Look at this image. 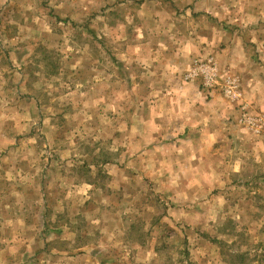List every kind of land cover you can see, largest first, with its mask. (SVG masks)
I'll list each match as a JSON object with an SVG mask.
<instances>
[{
    "label": "rangeland",
    "instance_id": "obj_1",
    "mask_svg": "<svg viewBox=\"0 0 264 264\" xmlns=\"http://www.w3.org/2000/svg\"><path fill=\"white\" fill-rule=\"evenodd\" d=\"M138 1L0 0V264H264V20L246 44L264 0H202L208 43L175 81L220 97L240 142L221 188L183 190V207L136 183L134 158L117 171L132 135L168 118L149 92L173 84L170 47L200 31Z\"/></svg>",
    "mask_w": 264,
    "mask_h": 264
},
{
    "label": "crops",
    "instance_id": "obj_2",
    "mask_svg": "<svg viewBox=\"0 0 264 264\" xmlns=\"http://www.w3.org/2000/svg\"><path fill=\"white\" fill-rule=\"evenodd\" d=\"M141 1L144 6L148 3L147 0H139L138 2L140 3ZM164 1L167 4L171 2L170 30L175 29L176 23L188 21L187 17L182 18L180 16L176 18L174 12L178 11L181 14H193L195 16L197 14V26L200 31L195 39L192 40L190 38V40L186 41V46L184 45L185 38H183L182 47L178 49L170 47V55L172 56H170V62H166L170 67L167 65L166 68H163L161 71L167 72H162L161 75L167 79L170 78V83L173 84H170L169 87L165 86L166 88L164 87V89L157 87L154 88L153 92H149L150 94L158 93L159 95V99L156 102H152V112L162 113L165 110L168 118L161 124V129L160 125L156 124L151 133L132 135L130 140L133 143L131 147L133 153L130 155L128 148L120 151L121 158L124 161L120 162L117 171H119L120 177L124 178V175L132 177V173L126 171L131 167L123 168V163L127 159L134 158L135 164H140L139 168L136 166L131 171L137 175L135 182L137 183L138 177L141 175L146 182L152 185L155 194L160 193L164 196L170 193V198L168 199L176 198V204L183 207L185 205L184 202L187 201L181 202V200L190 197L189 195L182 196L183 190L194 189L202 191L203 193H200V195L203 194L202 197H205L207 189L217 190L221 188V184H224L223 174L226 171L224 165L226 163L228 169L230 165L226 162V158L228 154L234 151L232 148L240 142V138L236 134V129L232 122L229 121L231 111L221 104L220 97L206 99L196 87L178 85L175 81L177 78L176 74L181 73L182 68L186 65V58L188 57L189 59L191 56V49H201L208 43L202 22L199 20V13L204 12L203 7H201L202 0L197 2L194 0L193 7L183 5L185 1L187 3V0H163L158 3H150L159 4ZM247 13L251 17V25L247 28L252 30V38L249 37L246 44L256 45L258 43L257 48L261 47L263 39L253 31L264 27L261 26L264 20L263 11L261 12L260 9L256 8L249 11L248 8ZM166 14H169L168 10ZM185 24L186 26L189 25L188 23ZM236 26L241 28L239 24ZM237 30L235 29L233 35L236 49L238 47L243 48L244 44L237 36ZM255 38H259L258 42H256ZM228 39L230 41L231 36H228ZM146 40V37L142 38L137 44L143 48L148 45L145 44ZM152 60L157 62L155 59ZM161 63L159 64L161 65ZM258 91L261 93L264 88H259L255 94L258 95ZM164 93L170 94L167 102H165ZM258 100L261 101L260 97ZM165 107L168 108L165 109ZM167 128L169 130L166 134L165 129ZM180 198L182 199L179 200Z\"/></svg>",
    "mask_w": 264,
    "mask_h": 264
}]
</instances>
